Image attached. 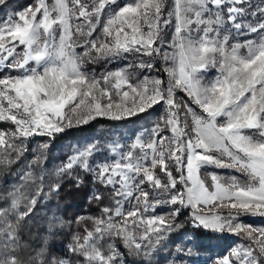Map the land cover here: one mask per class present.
Returning <instances> with one entry per match:
<instances>
[{"label": "snow or ice", "instance_id": "6c2138e0", "mask_svg": "<svg viewBox=\"0 0 264 264\" xmlns=\"http://www.w3.org/2000/svg\"><path fill=\"white\" fill-rule=\"evenodd\" d=\"M0 7L12 9L0 19V123L11 125L0 129V145L10 136L52 140L97 118L139 120L163 109L133 142H113L101 162L93 160L100 143L89 142L64 164L92 175L100 188L91 199L112 197L80 241L91 249L83 264H126L113 238L151 264L173 230L190 246L178 260L230 233L244 242L234 241L213 264H264V228L239 219L264 217V0H33L20 10L0 0ZM130 58L99 76L88 70ZM210 69L218 73L208 80ZM70 109H87L91 118L73 124ZM106 239L113 240L107 252Z\"/></svg>", "mask_w": 264, "mask_h": 264}, {"label": "trees", "instance_id": "16d2710c", "mask_svg": "<svg viewBox=\"0 0 264 264\" xmlns=\"http://www.w3.org/2000/svg\"><path fill=\"white\" fill-rule=\"evenodd\" d=\"M9 3L20 10L31 5L33 0H9ZM10 10L0 7V19ZM149 111L150 115L141 114L139 120L98 119L86 126L71 128L52 140L33 137L27 142L13 139L7 147L0 145V264H62L68 260L71 264H83L82 257L91 249L86 250L80 241L86 231L94 227L95 220L100 218L103 207L111 203L112 197L106 194L103 202L91 199L100 188L92 175L80 168L69 172L64 164L73 154V146L87 141L100 143L101 154L93 160L101 162L109 155L107 148L113 142L125 144L140 131L152 127L156 111ZM47 142L50 146L44 147ZM77 174L83 179L79 187L74 179ZM58 186L61 187L59 192L56 191ZM166 211L164 207L157 209L159 214ZM187 218V215L180 216L176 222L183 224ZM241 219L264 225V217L259 215L242 216ZM119 227V223L114 225V228ZM105 234H109L107 230ZM110 234L115 236L116 232ZM182 235L176 230L166 234L151 257V264H189L190 259L196 264H213L220 252L234 241L244 242L229 233L225 240L213 241L217 246L211 250L194 252L191 257L184 252L181 261L177 259L181 249L190 247L182 242ZM113 240L124 253L126 264H144L143 256H136L134 249L129 251L122 240ZM113 240L100 242L104 251L109 250ZM70 246L76 249L79 257L72 256Z\"/></svg>", "mask_w": 264, "mask_h": 264}, {"label": "rangeland", "instance_id": "374dc122", "mask_svg": "<svg viewBox=\"0 0 264 264\" xmlns=\"http://www.w3.org/2000/svg\"><path fill=\"white\" fill-rule=\"evenodd\" d=\"M253 4H258V3H261V0H252ZM172 3V0H166V5H170ZM170 9L166 6L165 8V15L167 14V12L169 11ZM250 37H234V40L233 42H237V41H242L244 39H248ZM79 51V49H78ZM131 62V58L128 60V61H119V62H113V63H107L106 61H101L100 63H97V64H92V65H89L88 66V70L89 72H94L97 76L101 75L102 73L106 72V71H110V70H115L119 67H122L125 63H130ZM92 67V68H91ZM218 73V70L217 69H210L209 72H208V75H207V78L208 80H211V79H214V77L217 75ZM165 77H166V74H164ZM155 109V122L159 121L162 119L163 117V109L159 106H155L154 107ZM104 114L105 115H108L109 112H108V109H105L104 110ZM112 114H115V113H112ZM87 115L89 118H91V115L92 113H89L87 109H80L78 111V113L76 115H73L72 114V111L71 109L69 110L68 112V116L69 118L72 120L73 124L77 123V122H81L83 121V118L84 116ZM96 115H99V113H96ZM98 119H107V118H97L96 120ZM96 120H93L92 122L96 121ZM90 122V123H92ZM83 126H86V125H83ZM11 125L10 124H7V123H2V126H0V129H4V128H10ZM75 127H82V126H74L72 128H75ZM71 129V128H70ZM69 129H67L65 132H67ZM65 132L63 133H60V134H57L55 136L56 137H59L60 135L64 134ZM141 132V131H140ZM139 132V133H140ZM138 133V134H139ZM137 134V135H138ZM135 137V136H134ZM134 137L131 138L127 143H131L133 142L134 140ZM13 139L11 138V136L8 138L7 140V144H9ZM89 142H93V141H87V142H82V143H76L74 146H73V151H72V155L75 154L76 150L78 148H83V146H85L86 144H88ZM121 144V143H119ZM110 155V154H109ZM149 171H151V169H149ZM208 172H216L217 174L221 175V176H229V175H236L241 182H244L246 180V177L240 175L239 173H236L232 170H229V169H212V168H209L207 169ZM222 214L223 215H227V210H222ZM243 223L245 224H249L255 228H264V225H256V224H252V223H248L246 221H244L243 219H241V217L239 218Z\"/></svg>", "mask_w": 264, "mask_h": 264}]
</instances>
